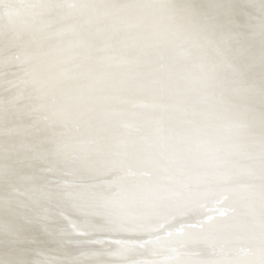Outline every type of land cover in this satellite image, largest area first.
Instances as JSON below:
<instances>
[{
  "label": "bare ground",
  "instance_id": "obj_1",
  "mask_svg": "<svg viewBox=\"0 0 264 264\" xmlns=\"http://www.w3.org/2000/svg\"><path fill=\"white\" fill-rule=\"evenodd\" d=\"M86 1L119 25L82 23L87 9L80 22L44 17L61 0L3 22L10 31L0 35V264H168L169 248L179 250L175 261L202 260L199 248L206 264H237L218 244L253 235L245 224L254 211L232 195L202 206L200 189L237 165L231 152L238 163L260 160L264 14L247 17L236 6L243 0L214 15L200 1L134 0V13L129 0ZM127 12L165 32L157 46L148 32L131 31L130 41ZM170 15L183 31L170 39L183 58L168 53ZM181 142L195 156L168 152ZM165 226L152 241L150 232ZM103 237L126 242L89 244ZM155 254L167 258L150 261Z\"/></svg>",
  "mask_w": 264,
  "mask_h": 264
},
{
  "label": "water",
  "instance_id": "obj_2",
  "mask_svg": "<svg viewBox=\"0 0 264 264\" xmlns=\"http://www.w3.org/2000/svg\"><path fill=\"white\" fill-rule=\"evenodd\" d=\"M4 0H0V7H1V3ZM64 1V0H63ZM61 0V4H58L54 7L50 6L49 10L44 17L46 16H50L52 15L53 17H51L50 19H53L54 17H60L62 18H66L71 20V22H80L81 21V16H79V14L81 15L82 11H86V9L89 11L88 13H86V16L84 17V19H82V23H89L93 18L98 21V20H102L104 21L106 19V21H104L106 24L110 25L113 24L114 27L116 28L119 24L117 22H108L109 19L111 17H109L107 19L106 14L104 11H102L101 13L99 12V9L97 7V5L94 3H90L87 2L86 0H72V2H70L68 5L65 3L62 4L63 2ZM170 0H147V2H154V3H158L159 6H161L164 2H167ZM186 3H196V2H201L202 4L205 3V7L206 10L209 11L210 15H214V10L216 9H220L223 8V6H227L226 4H229L231 2V4L234 3V0H190L189 2L183 0ZM248 2H246V0H243L242 2H239L238 4H236V6H239V9L245 10V12H248L247 17H252L255 16L257 14H264V0H247ZM261 1V2H259ZM246 4H244V3ZM48 2H44V0H38L34 3L31 2V0H12L11 4H8L6 6V8L9 10L3 14H0V35L4 34V33H8V31H10V28L4 24L3 22H21V21H25L27 20L25 16L30 15L31 13L34 15H38L40 12L47 10V8L49 5H47ZM96 3V2H95ZM180 4H182L181 2H179ZM128 4V5H127ZM131 4H135L134 0H129L126 2V5L129 8L130 12H137V5H131ZM248 4V5H247ZM131 5V6H130ZM183 5V4H182ZM16 6L17 9H13L12 7ZM84 6V7H83ZM55 8V9H54ZM3 8L0 9V11ZM150 9V6L144 5L143 7H141V14H143L144 12H148ZM52 10V11H51ZM151 10H153V13H156L157 9L155 6L151 5ZM92 11V12H91ZM126 13L127 15H125L124 13H122V17L123 18H129V19H133L134 22H128L129 24L125 27L126 30L128 29L129 33L132 32H138V33H142V37L144 36V33L146 34V32L152 34L153 36V44L154 46H157V40L161 38L165 35L164 33L162 35H158L154 32V29L151 27H154V24L152 23V18L150 20V24L151 26L148 27V24L145 23V21L143 19H139V17L137 18L135 15L131 14V13ZM90 13L92 14L90 16ZM141 14L138 13V15L140 17ZM55 15V16H54ZM125 15V16H124ZM95 16V17H93ZM41 18V19H44ZM120 19H122L121 17H118ZM30 19V18H29ZM60 19V20H61ZM112 20H116V18L112 19ZM182 21V20H181ZM53 22V20H52ZM54 23V22H53ZM255 30H259V28H256ZM261 30V29H260ZM259 31H255V33L253 32L252 34H258ZM182 28L181 26L178 24V21L176 20L175 16H168V53L172 55H174L175 57H181L183 58L184 56V50H181L177 47L176 43H173V40L170 41L171 38H176L179 37L180 34H182ZM209 34H213V32H208ZM120 34V32L118 33ZM75 37H77V34L74 35ZM115 36V35H114ZM183 36V35H182ZM130 41L132 42V39H134V35L133 33H130V36H128ZM246 38V37H245ZM244 38V39H245ZM250 36H248V40ZM253 38V37H252ZM155 40V42H154ZM264 38L260 37V41H263ZM175 42V40H174ZM79 43V41H78ZM226 44V47L228 45V40ZM175 45L174 48H172ZM174 71H179L178 73H181L182 69L180 66V69L178 66H174ZM183 142V139H182ZM181 142L180 146L178 145V147L176 148V150L173 148L171 150H169L168 152L170 154H172L173 156H175L176 158H187V157H192L195 156L194 153H192V149H183V143ZM191 150V152H190ZM202 153V157L203 159L210 160V162L214 161L212 159L211 155H214L212 152L210 151H206V158L203 156ZM230 156L229 158L233 159L235 158V154L233 152L229 153ZM233 157V158H232ZM258 158H260V160H258V162L253 163V164H257V165H248L245 164L243 162H239L238 160H231L229 159V161H234L237 163V165L234 166H230L228 168H224V171L226 172V174L224 175L225 177H221L219 180H221V182H215L213 184L208 185L205 188H201L200 190L202 191V193L204 194V198L202 201V206H205L207 204H209V202H211L213 200V198H215V196L212 195H216V197L221 196V195H232L235 196V200L236 202L247 205V208H250L251 212L254 211L253 215H249L251 217L250 220H248L247 224L243 223V225L245 224V226H247L249 223L252 224V226H254V233L253 235H250L248 237H246L245 239H242L240 242L238 241L237 243H225L222 242V239L218 240L221 241L218 246L222 249H225L227 251H232L234 254L232 256H236L238 259H234V262H237V264H264V144L261 145V150L260 153L258 154ZM173 160H175V158H173ZM217 162V161H216ZM205 165H201V167L203 168ZM199 166H196V168ZM170 170V169H169ZM204 170H206V167H204ZM211 171V168H210ZM237 173V174H236ZM168 175H171L170 172H168ZM237 175V177L235 176ZM208 176V175H207ZM169 177V176H168ZM206 178V177H203ZM183 185V184H182ZM185 185V184H184ZM179 188H181L182 186L179 185ZM174 188V187H173ZM178 188V189H179ZM161 196V195H160ZM159 195L158 197L161 198ZM226 198H224L223 200H225ZM220 203V202H219ZM213 220H211L210 222H212ZM235 221H239L240 220H235ZM243 221H245V217L243 219ZM252 221V222H251ZM210 225L213 226L212 223H210ZM159 227L154 228V231L150 232L151 233H155L153 236H150L151 240L156 237L157 235H160L159 232H167V226L161 228L160 230L158 229ZM166 228V229H164ZM177 231V230H175ZM170 234V236H174L177 234V236H179V232L178 233H173L170 232L168 233ZM82 236V235H79ZM176 236V239H177ZM128 238V237H127ZM126 238V239H127ZM84 239V238H82ZM115 239V240H114ZM125 238H121V237H103V238H99V239H93L92 243L89 244H98V243H108V242H126V240H124ZM160 238H156L153 239L152 241H154L156 243V241H158ZM175 238H173L174 241ZM218 239V238H217ZM80 240V239H78ZM225 245H224V244ZM73 245V244H72ZM211 245V244H210ZM74 246V245H73ZM79 246H83V245H79ZM158 247H160V245H158ZM198 247V246H197ZM76 248V247H75ZM168 246L164 245L162 246V250H167ZM179 251V250H178ZM178 251H174L176 252V254H174V252H172V249H168V264L174 262L176 259H178ZM200 249L197 248L195 252H198V256L200 259L202 260H197V259H191V260H179V261H175L174 264H185L188 262V264H206L205 263V258L204 256H200L202 255V252L200 253ZM171 252V253H170ZM159 253V252H158ZM153 255V254H152ZM164 255V256H163ZM161 256V254H155V256H152L148 259H151L150 261L155 259H158L161 257V259H164V257H166V254H163ZM167 258V257H166ZM182 261V262H181ZM207 264H212L211 261H208Z\"/></svg>",
  "mask_w": 264,
  "mask_h": 264
}]
</instances>
